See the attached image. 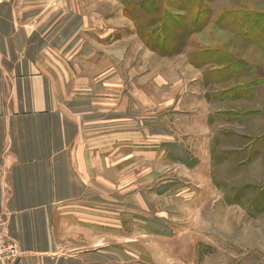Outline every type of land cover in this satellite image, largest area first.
I'll return each instance as SVG.
<instances>
[{"label": "crops", "instance_id": "0c3cea01", "mask_svg": "<svg viewBox=\"0 0 264 264\" xmlns=\"http://www.w3.org/2000/svg\"><path fill=\"white\" fill-rule=\"evenodd\" d=\"M128 29L124 17H113L111 0L0 3V216L23 254L16 264H126L82 235L97 219L111 228L113 212L126 216L127 209L80 199L109 196L106 174L135 165L140 151H154L155 164L160 150L177 151L164 161L200 173L187 175L186 190L193 180L211 181L203 170L213 165L223 118L239 114L229 109L237 99L211 90L206 65L184 53L157 57L119 94L106 79L77 77L65 89L61 73L51 77V69H80L81 55L94 65L97 54H127L128 36L113 42L112 35Z\"/></svg>", "mask_w": 264, "mask_h": 264}, {"label": "rangeland", "instance_id": "374dc122", "mask_svg": "<svg viewBox=\"0 0 264 264\" xmlns=\"http://www.w3.org/2000/svg\"><path fill=\"white\" fill-rule=\"evenodd\" d=\"M141 1L111 0L113 17L122 16L129 23L127 33L118 30L112 35L113 42L128 36L127 54H97L90 60L94 65L87 63V55H81L80 69H51V77L56 80L61 73L65 89H71L77 77L106 79L112 83V93L119 94L120 89H131L133 78L149 72L154 61L176 56L153 50L157 37L165 33L160 22L148 26L150 13L139 11L138 23L132 19ZM165 1L169 2L160 11L165 10L184 29L195 27L200 19L202 27L187 36L177 55L202 61L211 90L224 89L237 99L229 109L239 116L228 122L223 118L225 132L218 136L213 165L203 170L211 181L193 180L192 189L185 188L187 175L195 178L200 174L196 168L172 165V159L164 161L170 153L176 157L177 151L160 150L155 164L154 151L146 149L140 151L144 156H134L138 157L135 165L129 163L116 171L112 167L105 176L110 195L80 199V203L112 211L123 206L127 214L113 212L111 228L102 227L97 219L82 237L95 241L96 250L105 248L113 258L126 259V264H162V260L165 264H264V199L260 198L264 196V25L258 22L264 21V0H199L195 5L202 7L200 12L195 5L189 7L190 0ZM147 6L153 8L150 3ZM102 13L103 5L97 2L96 14ZM142 33L148 35L149 45ZM84 84L80 97L87 101ZM170 185L176 188L164 189ZM200 208L207 211L195 213Z\"/></svg>", "mask_w": 264, "mask_h": 264}, {"label": "trees", "instance_id": "16d2710c", "mask_svg": "<svg viewBox=\"0 0 264 264\" xmlns=\"http://www.w3.org/2000/svg\"><path fill=\"white\" fill-rule=\"evenodd\" d=\"M179 1L184 2L186 0H179ZM165 2H169V1H165V0H143V1L139 2L137 4L138 6L134 7L135 8L134 9L135 14H134V16H132V19L136 23H138L139 22L138 17L140 15L139 11L145 10V12L147 14L150 13L149 15H151V18H150L151 21L149 22L148 26L152 25L153 22L154 23L160 22L161 31H162V33H165V34L163 36L157 37L155 42H157L158 40H159V42H158V44H155V42H154V44L157 46L153 47V50L155 52L163 55V56H173V55H177L179 53H182V51L185 47V42L187 40V36L191 33H194L198 28L200 29L203 24L201 23L200 19L197 18V22H196L195 27H190L188 29H184L178 21L171 20V18L169 17L170 16L169 13H167L163 9H162V11H160L161 8H164L165 5H167V3H165ZM198 2H199V0H190L189 7L191 5L193 6V5L197 4ZM149 3L153 6V8H150L151 6H147L148 8L147 7L145 8V6ZM195 8L198 9V12H200L199 8H202V7L195 5ZM233 20L236 21L237 19L235 20L233 17ZM258 22H260V23L263 22V24H260V25H264L263 20H258ZM138 28H139V30H142L140 25H138ZM142 35H143V41L145 42V44L149 45L150 43H148V41H147V40H149L148 35L146 33H142ZM150 35L151 34H149V36ZM149 42H151V41H149ZM170 43L172 44L171 45L172 49H168V44H170ZM194 62L198 66L202 65V63H203L202 61L197 62V61L193 60V63ZM229 136H234V135L230 134V135H228V137ZM236 137H239V138L244 139V140L247 138H250L249 136H238V135ZM263 191H264V189H263ZM263 195H264V193H263ZM260 198L264 199V196H261ZM258 201L259 200H257L256 202H258ZM262 208L257 210V212H261Z\"/></svg>", "mask_w": 264, "mask_h": 264}, {"label": "built area", "instance_id": "2783aa9c", "mask_svg": "<svg viewBox=\"0 0 264 264\" xmlns=\"http://www.w3.org/2000/svg\"><path fill=\"white\" fill-rule=\"evenodd\" d=\"M22 255L17 241L9 235L8 223L0 216V264H16Z\"/></svg>", "mask_w": 264, "mask_h": 264}]
</instances>
